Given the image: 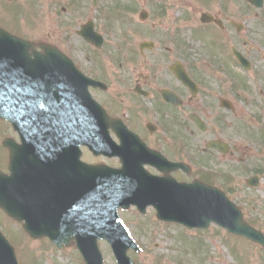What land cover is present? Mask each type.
Returning <instances> with one entry per match:
<instances>
[{
	"label": "flooded vegetation",
	"instance_id": "af4514ba",
	"mask_svg": "<svg viewBox=\"0 0 264 264\" xmlns=\"http://www.w3.org/2000/svg\"><path fill=\"white\" fill-rule=\"evenodd\" d=\"M7 4L17 8L19 2L0 0V26L12 34L24 36L19 30L18 22L7 16ZM62 11L64 13L66 9L63 8ZM57 12L58 8L49 4L42 8L35 18L34 26L40 29H34L37 35L34 42L37 46L40 43L55 45L68 53L66 46L70 25ZM202 12L210 13V21L204 22L201 19ZM197 13L195 16L190 9L187 15H167L171 17L168 24L163 19L151 21V15L149 20L143 22L151 31L165 28L172 40H169L171 45L174 43L173 47L159 46L157 43L160 41L155 40L156 46L153 49L142 52L138 48L136 57H130V51L125 53L127 55L122 57V61L114 63L118 68L97 67L95 72L84 65H80V68L86 75L101 82L97 88L90 89L95 99L106 108L112 118L117 119V124L125 125L142 141L143 144L134 137L130 138V157L138 155L137 158H140L143 154L141 159L146 161L148 172L156 176H162V172L154 163L163 160L184 163L187 169L170 170L171 175L179 182L192 183L199 180L214 186L215 180L221 181L222 175L211 172L213 169L209 168V163L216 160L218 165L225 164L243 151V145H252L238 139V130L230 118L243 114L241 103L244 101L241 93L244 91L243 85H246L244 77L247 79L248 75L251 81L250 75H253L258 66L259 71L264 68V48H257L259 55L256 57L253 48L241 47L246 46V41L242 38L246 22L241 13L234 19L222 2L215 0L213 9H201ZM44 26L46 34H42ZM235 50L241 53L248 66L239 61ZM171 51L174 52L173 58ZM184 72L190 77L188 82L180 76ZM260 89L262 92L263 89ZM195 118L201 126L196 123ZM110 133L119 144L117 129H110ZM20 134L17 131L14 137L17 149L22 153L24 145H21ZM140 145H145L146 148H135H142ZM209 145H222L227 151L223 152ZM35 146L36 151L32 148L25 151L28 157L38 154L41 147L49 149L52 161L55 156L64 160L65 153L70 152V149H65L67 145ZM79 146L80 161L86 162L88 149L86 145ZM57 150L59 152L55 155ZM10 160L9 146L0 145V172L5 176L11 174ZM103 162L121 164L119 158L102 154L97 163ZM0 213L6 216L9 223L22 228V223L13 221L2 210Z\"/></svg>",
	"mask_w": 264,
	"mask_h": 264
},
{
	"label": "water",
	"instance_id": "95a60500",
	"mask_svg": "<svg viewBox=\"0 0 264 264\" xmlns=\"http://www.w3.org/2000/svg\"><path fill=\"white\" fill-rule=\"evenodd\" d=\"M253 2L256 6L263 4L262 0ZM145 15L143 12L142 18ZM99 38L98 42L102 44V37ZM44 50V53H38L33 43L14 37L0 28V117L12 121L15 128L23 127L29 120L41 119L37 113L48 109V100L51 106L64 111L73 102L70 89L79 85L75 76L80 77L79 72L57 49L44 46ZM87 86L88 83L84 82L80 86L86 97L85 105L90 110L86 113V123L96 127L97 121L102 122V132L92 129L82 132L73 122L74 117H71L70 130L67 129L65 135L56 136L58 144L86 143L92 148L94 145H110L107 125L112 126L114 121L92 102ZM37 99L44 103L43 108L35 106ZM61 117L60 113H55L56 119ZM22 136L27 145L31 139L24 132ZM45 141H49L47 136ZM8 145L15 144L12 142ZM122 145L121 148L125 149L127 142L124 139ZM13 150L12 166L17 169L18 153L15 147ZM121 151L118 154L124 158ZM31 167L35 172H31L28 178L32 184L35 181V190L30 188L26 191V201L30 204L20 209L15 203L4 200L3 195L8 198L9 193L0 190V207L19 221L25 219V229L33 238L48 236L59 246L63 241L69 245L76 240L86 264H103L99 239L111 244L119 264H135L127 251L130 248L138 250V246L117 214L119 206L127 208L132 203L138 205L142 212L152 204L157 208L160 219L181 222L189 227H207L211 222H216L232 233L264 245L263 233L244 220L240 209L224 192L204 188L197 182L185 185L171 179H152L144 173L141 163L130 165L124 160L121 169L83 165L86 170H82L83 178L78 181L81 191H73L68 198L64 195V188H57L55 192L58 193L54 196L49 195L46 181L41 182L38 178H44L47 173L36 175V167L40 172L46 165L34 163ZM35 176L38 179H34ZM248 182L256 186L258 178L253 177ZM74 183L71 181L70 188L73 190ZM22 189H25L23 184ZM0 264H18L13 247L1 232Z\"/></svg>",
	"mask_w": 264,
	"mask_h": 264
},
{
	"label": "rangeland",
	"instance_id": "374dc122",
	"mask_svg": "<svg viewBox=\"0 0 264 264\" xmlns=\"http://www.w3.org/2000/svg\"><path fill=\"white\" fill-rule=\"evenodd\" d=\"M218 1L228 7L234 19L242 14V19L246 22L242 36L246 46L241 47L253 48L257 57V48H264V6L257 9L249 0ZM214 2L215 0H99L97 6L93 7V0H21L17 8L7 4L5 10L7 16L18 22L19 30L28 38L34 39L37 36L34 29H40L34 26L39 12L46 4L57 7V13L70 25L66 46L68 53L80 65L95 72L97 67L118 68L114 63L122 61L128 51L130 57H136L139 44L143 41L159 40V46H174V43L171 45L172 40L165 28L151 31L146 24L139 21L142 9L150 13L151 21L163 19L168 24L171 17L167 15L183 16L192 9L196 16L198 10L213 9ZM63 8L66 9L64 13ZM89 20L96 21L97 30L104 36L102 49H95L75 33L81 24ZM45 30L44 26L42 34H46ZM171 52L173 58L174 52ZM149 54L151 57V52ZM260 70L262 72L258 66L253 75H250L251 81L248 75L247 79L243 76L246 83L241 93L244 101L241 103L243 114L239 113L236 118H230L238 130V139L252 145H243V151L225 164L218 165L216 160L211 161L209 168L213 169L211 172L222 175V182L215 180L216 185L227 190L230 199L242 210L244 219L264 233V68ZM260 88L263 89L262 92ZM11 133L9 124L0 119V145H3L4 137L12 135ZM86 158L88 161L96 160L89 152ZM255 175L260 177V183L252 188L247 185L246 180ZM120 215L132 237L142 248L139 253L133 250L128 253L137 264H264V247L229 234L217 224L201 230L186 229L177 224L160 221L152 207L145 215L136 208L121 210ZM0 221L7 235L11 237L14 234V243L22 264H85L74 244L60 250L48 239L31 241L1 213ZM243 244L246 245L245 249ZM99 246L104 256V264H117L110 245L101 240Z\"/></svg>",
	"mask_w": 264,
	"mask_h": 264
},
{
	"label": "snow or ice",
	"instance_id": "6c2138e0",
	"mask_svg": "<svg viewBox=\"0 0 264 264\" xmlns=\"http://www.w3.org/2000/svg\"><path fill=\"white\" fill-rule=\"evenodd\" d=\"M35 106L37 108H43L44 107V103H41L39 99H37L35 102H34ZM37 115H39V113H37Z\"/></svg>",
	"mask_w": 264,
	"mask_h": 264
},
{
	"label": "bare ground",
	"instance_id": "6f19581e",
	"mask_svg": "<svg viewBox=\"0 0 264 264\" xmlns=\"http://www.w3.org/2000/svg\"><path fill=\"white\" fill-rule=\"evenodd\" d=\"M243 247H244V249H245L246 245L243 244Z\"/></svg>",
	"mask_w": 264,
	"mask_h": 264
}]
</instances>
